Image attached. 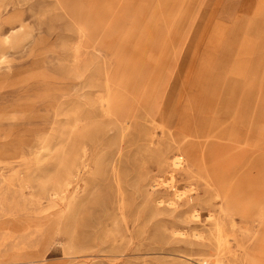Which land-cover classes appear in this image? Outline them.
<instances>
[{"label":"rangeland","instance_id":"1","mask_svg":"<svg viewBox=\"0 0 264 264\" xmlns=\"http://www.w3.org/2000/svg\"><path fill=\"white\" fill-rule=\"evenodd\" d=\"M249 205L264 0H0V264H264Z\"/></svg>","mask_w":264,"mask_h":264},{"label":"bare ground","instance_id":"2","mask_svg":"<svg viewBox=\"0 0 264 264\" xmlns=\"http://www.w3.org/2000/svg\"><path fill=\"white\" fill-rule=\"evenodd\" d=\"M183 161V158L181 157H177L174 162H173V166L174 168H182V162ZM207 185V189L210 193H215L217 194L218 196L217 197H222L224 198V203L228 204V200L226 198V195L224 194L225 193V189L223 185L221 188H219V190L216 188V186L213 184L212 181H210V179L207 181L206 183ZM223 189V190H222ZM264 214V210L263 209H260V207H257V206H251L249 205V207H247V209L244 211V215L247 216L248 218H251V219H256V220H259L262 218ZM243 223V222H242Z\"/></svg>","mask_w":264,"mask_h":264}]
</instances>
